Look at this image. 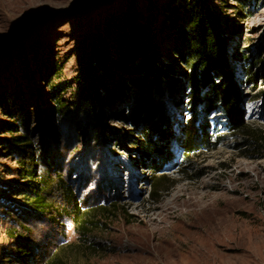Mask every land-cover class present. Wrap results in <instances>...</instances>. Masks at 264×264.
<instances>
[{
	"label": "rangeland",
	"instance_id": "rangeland-1",
	"mask_svg": "<svg viewBox=\"0 0 264 264\" xmlns=\"http://www.w3.org/2000/svg\"><path fill=\"white\" fill-rule=\"evenodd\" d=\"M189 1L0 0V264L15 252L12 230H32L27 245L42 252L63 242L62 264H180V255L202 240L218 251L213 264H264V0H205L224 36L243 130L220 108L208 111L195 101L192 69L177 54V23L186 26ZM133 13L152 22L175 81L156 96L160 107L149 119L144 91L107 106L112 135L105 144L83 136L90 120L55 115V86L78 75L85 35ZM249 70L256 82L246 80ZM49 110L65 135L58 149L67 168H76L80 196L118 212L103 218L91 239L71 220L63 233L53 224L21 221L24 199L15 191L26 181L13 171L18 157L3 145L4 128L17 123L43 133ZM149 120L155 124L145 125ZM154 139L169 156L149 153L145 141Z\"/></svg>",
	"mask_w": 264,
	"mask_h": 264
},
{
	"label": "trees",
	"instance_id": "trees-1",
	"mask_svg": "<svg viewBox=\"0 0 264 264\" xmlns=\"http://www.w3.org/2000/svg\"><path fill=\"white\" fill-rule=\"evenodd\" d=\"M239 15L245 16L243 13ZM185 20L186 26L182 25L181 19L177 23L180 36L177 54L192 69L195 101L208 111L220 108L234 129H245L246 124L236 103L235 82L230 76L224 53V36L212 10L205 0H190ZM160 46L152 22H143L134 13L111 17L103 30L83 37L78 54L79 73L74 80L60 81L62 71L57 69L55 78L60 82L55 86V115L77 113L90 120L89 124L81 127L83 136L97 141L101 138L105 144L111 142L112 135V129L106 122L109 116L107 106L115 107L116 103L127 101L129 95L140 90L146 95V116L149 119L156 115L160 107L156 96L175 81L174 70L164 63ZM254 63L262 61L258 58ZM257 78L258 74L252 70L246 73L248 82H256ZM204 86L208 88L205 99L200 98ZM71 92L77 96L74 100L64 98ZM53 113V110L47 113V126L43 133L39 129L32 132L27 125L17 123L4 128L9 137L3 140V145L18 157L19 166L13 171L26 181L15 191L24 199L20 203L23 210L21 221H27L28 225L31 220L53 224L63 233L64 223L71 220L79 226L85 239H91V235L102 228V219L112 218L118 212L105 203H91L80 196L74 182L76 168H67L58 149L60 137L65 135L55 122ZM149 121L144 124H155L154 120ZM163 124V128H157L160 133L165 130L166 122ZM145 144L149 153L165 158L169 154L164 142L154 139L145 141ZM157 184L163 185L162 181ZM20 228L26 229L27 226L20 224ZM12 231L10 238L15 240V252L7 255L4 264L63 263L58 258L63 242H55L49 252H42L27 245L32 230ZM90 245L98 246L94 242Z\"/></svg>",
	"mask_w": 264,
	"mask_h": 264
},
{
	"label": "bare ground",
	"instance_id": "bare-ground-1",
	"mask_svg": "<svg viewBox=\"0 0 264 264\" xmlns=\"http://www.w3.org/2000/svg\"><path fill=\"white\" fill-rule=\"evenodd\" d=\"M216 257H218V251L216 252L212 248L210 241L202 240L197 242L188 252L180 255V264H213Z\"/></svg>",
	"mask_w": 264,
	"mask_h": 264
}]
</instances>
